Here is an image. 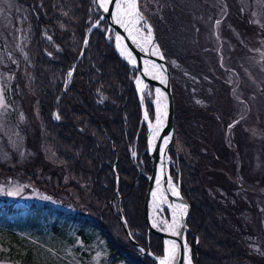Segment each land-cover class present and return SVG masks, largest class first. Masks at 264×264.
Masks as SVG:
<instances>
[{"label":"trees","instance_id":"1","mask_svg":"<svg viewBox=\"0 0 264 264\" xmlns=\"http://www.w3.org/2000/svg\"><path fill=\"white\" fill-rule=\"evenodd\" d=\"M18 1L17 6L29 8L31 15L29 24H22L20 29L24 36L21 45L35 56L31 70L35 82L30 90L34 94V105L38 104V114H31L37 122V130L31 133L23 126L21 113L26 114L28 109L26 102H20L15 95L14 84H11V98L16 112L11 111V123L8 124H18L22 141L26 142V147L23 145L26 156L34 160L33 163L45 177L40 180L35 168L18 176L35 182L54 195L63 189H74L76 194L71 195L69 201L73 202V206L77 205L72 212L48 204H31L18 208V211L55 212L57 218L97 228L117 263L157 264L149 257H145L144 262L140 259L139 249L125 231L128 229L134 240L152 253L153 243L158 250L163 242L155 235L148 240L144 220V202L152 165L147 152L148 128L142 120V107L135 86L138 72L116 53L114 35L110 41L107 40L109 25L100 21L101 15L94 0ZM145 2L148 1L140 0V6ZM97 22L98 27L92 29ZM46 34L53 39L47 41ZM1 41L2 50L12 58L13 54L5 47L6 41L0 36ZM73 43H78L77 59L71 50ZM20 49L17 46L15 52L21 54ZM69 71L73 75L68 84L64 77ZM12 73L20 75V66L15 62ZM171 73L173 78L175 73L173 70ZM54 74L60 77L55 83L49 80ZM173 88L175 136L185 140L190 150L186 155L188 160L183 156L180 159L179 171L174 165L170 172L176 183L180 182L191 207L187 241L193 250L195 264H264V260H254L247 255V252L252 255L255 249L245 239L248 233L242 226L244 224L249 229L250 223L238 216L237 210L241 207H233L230 201L226 203L224 195L216 193L214 185L206 181L205 171L200 169L203 166L199 162L203 161V156L198 153L195 135L203 130L198 131L192 123L196 125L200 119L206 122V111L196 103L192 105L191 99L188 103L184 102L183 108V100L174 85ZM153 91L150 87L152 95L144 102L151 118L155 117ZM56 114H59V120L55 119ZM189 122L190 125H187ZM131 147L140 151L141 164L136 165L132 160ZM172 148L171 160L175 156ZM47 153L58 163L57 167ZM193 159L199 162L196 160L194 163ZM208 188H212L215 195ZM4 210L0 208V213ZM248 232L250 234L251 230ZM257 239L264 244L263 237ZM0 242V263L46 264L41 261V256L19 241L16 245L5 239ZM159 255L156 252V256Z\"/></svg>","mask_w":264,"mask_h":264},{"label":"rangeland","instance_id":"2","mask_svg":"<svg viewBox=\"0 0 264 264\" xmlns=\"http://www.w3.org/2000/svg\"><path fill=\"white\" fill-rule=\"evenodd\" d=\"M147 1L140 6L141 11L154 28L160 53L175 73L172 83L183 100V108L184 102L191 99L192 105L196 103L206 111V122L200 119L196 125L192 123L198 131L203 130L195 135L203 161L199 162L198 158L193 161L202 164L200 169L205 171L206 181L214 185L218 195H224L226 203L230 201L233 207H241L237 210L238 216L250 223L249 229L242 226L248 233L245 239L255 249L252 255L249 252L247 255L254 260H264V244L257 239L264 238V0ZM30 18V9L18 7L16 0H0V36L7 43V52L10 50L13 54L12 58L6 56L1 41L0 90H3L8 108L0 109V208H5L4 213H0V240L15 242L13 245L21 242L41 256V261L46 264H124L113 260L108 243L97 228L57 218L55 212L18 211L31 204H48L70 212L77 206L69 201L71 195L76 194L74 189H63L54 195L18 176L35 168L40 180L45 177L34 160L26 156L23 148L26 142L22 141L18 124L16 127L8 124L11 123V111L16 112L11 98V84H14L15 95L20 102H26L28 109L26 114L21 113L23 126L31 133L37 130V122L31 114H38V104L34 105V94L30 90L35 82L31 74L35 56L21 45L24 36L20 27L28 25ZM217 20L221 21L218 28ZM30 29L32 31V24ZM113 35L112 30L106 31L108 41ZM28 37L31 46V34ZM49 37L51 35H45L47 41L53 39ZM76 45L78 43L71 45L75 59L79 49ZM17 46L22 49L21 54L15 52ZM12 61L20 66L19 76L12 73ZM67 74L64 78L68 80ZM59 78L54 74L49 80L55 83ZM151 95L148 85L143 106ZM154 108L155 117L150 118L157 124ZM192 136L194 138V133ZM185 142L176 135L171 147L175 156L170 166L175 165L178 171L182 156L188 160L189 147ZM129 151L138 165L142 158L140 151L136 147ZM48 153V158L57 167L58 163ZM208 190L215 195L212 188ZM115 211L118 213V207ZM162 217L171 222V211L166 206L158 211L154 221ZM115 225L118 224L115 222ZM250 230L253 235L249 234ZM155 245L153 243L151 247L153 256L164 257V240L158 250ZM156 252L161 255L157 257ZM191 257L195 264L192 249Z\"/></svg>","mask_w":264,"mask_h":264},{"label":"snow or ice","instance_id":"3","mask_svg":"<svg viewBox=\"0 0 264 264\" xmlns=\"http://www.w3.org/2000/svg\"><path fill=\"white\" fill-rule=\"evenodd\" d=\"M94 3H98V6L103 10L104 13L109 12V6L113 4V0H94ZM115 11L112 13L113 22L119 27L123 28L127 33V36H121L119 33L115 35L116 47L121 50V55H124V52L127 51V56L129 57V63L135 64L136 58L133 57L132 51L128 50L127 45L121 44L124 40H131L132 44L135 45L141 52L146 55H151L158 57L159 59H164L163 55L160 53L158 44L155 42L154 32L152 26L148 23L146 17L140 8V0H115L114 2ZM221 21H216L217 28L219 27ZM93 27H98L97 24H94ZM51 39V37H49ZM88 41L85 40L84 44L87 45ZM159 68L163 71V65H157L154 60H145L143 61V67L141 70L142 76H152V70ZM73 75L72 71H69L67 76L68 80H71ZM154 78V77H153ZM161 82H164L161 80ZM138 85V91L141 92V100L144 99V89L148 85L143 84L141 79L136 81ZM156 105H157V125L161 123V114H160V98L164 96V93L160 89H156ZM150 94V93H149ZM8 104L5 103L3 90H0V109H7ZM55 119L59 120V114L55 115ZM145 121H148V113L145 112L144 115ZM238 123V121H237ZM229 127H232L231 125ZM149 128H152L151 123H149ZM159 127L153 131V135L149 138V149L153 148L152 141L156 138V133H158ZM170 138L166 137L164 139V144L167 145ZM159 154L161 157L166 156V152L163 147L159 149ZM136 154L133 153V156ZM161 175H163V164L161 165ZM157 187L161 186L160 178H154ZM164 184L165 193H170L176 199H181L180 193L178 191L177 184L172 180L171 176H168ZM11 194V193H9ZM153 198L157 197V192L153 191L151 193ZM165 201V197H161L160 203ZM169 208L171 209V222L167 218H161L159 221L154 222L153 226L160 228L163 231L168 232L171 236L177 237L179 240L184 241L182 244L178 243L177 240H165L164 249H163V259H159V264H192L191 260V249L186 242L184 237V232L181 229L185 228V215L188 211V205L184 203H170ZM182 249V255L180 250ZM143 251V250H141ZM179 255V260H178Z\"/></svg>","mask_w":264,"mask_h":264},{"label":"water","instance_id":"4","mask_svg":"<svg viewBox=\"0 0 264 264\" xmlns=\"http://www.w3.org/2000/svg\"><path fill=\"white\" fill-rule=\"evenodd\" d=\"M114 2L115 0H113V4L109 6V12L108 13H104L103 10L98 6V3H96V6L98 8L99 13L101 14V20H105L110 28L114 31V34L116 35L117 33H119L121 36H127V33L124 31L123 28L119 27L118 25H116L113 20H112V13L115 11V7H114ZM148 21V20H147ZM148 23L151 25V23L148 21ZM152 26V25H151ZM153 28V26H152ZM153 32H154V37H155V42L157 44V37H156V33L154 31L153 28ZM122 46L123 45H127L128 50L132 51L133 57L136 58V63L135 64H131L129 63V57L126 55H121L120 50L116 47V41H114V48L116 53L118 54V56L121 58L122 61H124L129 67L135 69L139 76L141 75V70L143 67V61L145 60H154L156 62L157 65H163V71L161 75L158 74H154L152 76H142L148 83V85H150L153 89H154V93L156 95L155 90L156 89H160L161 92L164 93L163 98V102L165 105V109L163 112V123H162V129L161 132L156 140L155 143V148L154 151L149 149V137H150V129L149 132L147 134V138H148V147H147V152L149 155V160L151 162L152 165V174L148 177V181H149V187L146 193V197H145V202H144V220H145V224L147 226L148 229V235H155L157 237L162 238L164 241L165 240H177L178 243H183L184 241L179 240L177 237H173L167 233H165L164 231L157 229L156 227L153 226L152 224V220H151V193L153 190V186H154V182L155 179L157 178L158 175L160 174V180L161 183L163 184L164 188L166 187V185L164 184L165 179L168 176H171L170 174V149L172 147V144L174 142V138H175V115H176V106H175V98H174V92H173V85H172V74H171V70H170V66L166 60V58L164 57V59H159L158 57H154L151 55H146L145 53L141 52L135 45L132 44L131 40H124L121 42ZM127 54V51H125ZM154 77V78H153ZM161 80H163L164 82H161ZM139 94V91H138ZM166 137H169L170 139L168 140L167 145L164 144V139ZM163 147L165 152H166V156L161 157V155L159 154V149ZM163 164V175H161V165ZM172 178V177H171ZM172 180L176 183V181L172 178ZM178 186V191L180 193V197L181 199H176L175 197H173L170 193V195L175 198L179 203H184L186 205H188V211L185 215V225L186 227L181 229V231L184 232V237L187 241V233H188V221L191 215V207L190 204L188 202V200L186 199V197L184 196L183 192H182V187L180 182L176 183ZM121 221L124 222V219L121 218ZM129 239L131 240V242L134 244V246L136 248L139 249L140 251V257L143 258V256L147 255L152 257L154 260H157L159 258H156L153 256V254L148 251L145 250L142 246H140L132 237L131 233L128 231V229L125 230ZM143 250V251H141ZM182 255V249L180 250V254ZM179 255H178V260H179ZM164 257L160 258L163 259ZM159 264V262H158Z\"/></svg>","mask_w":264,"mask_h":264},{"label":"bare ground","instance_id":"5","mask_svg":"<svg viewBox=\"0 0 264 264\" xmlns=\"http://www.w3.org/2000/svg\"><path fill=\"white\" fill-rule=\"evenodd\" d=\"M119 50L121 52L122 49H119ZM126 55H127L126 52H124V56H126ZM152 72L154 74H158V75H161L162 74V72H161V70L159 68L152 70ZM139 79H141L143 81V84L148 85L147 81L142 76H140ZM137 88H138V85H137ZM145 90H146V88L144 89V91ZM156 99H157V96H156ZM155 107H156V111H157L156 102H155ZM159 108H160V114H161V123H160V125H157L156 123L152 124V128L150 129V137H151L153 135V131L157 127H159V131H158V133H156V138L152 141V143H153V148L151 149L152 151H154L156 140H157V138H158V136H159V134L161 132V129H162L163 112H164V109H165V105H164V102H163V98L162 97L160 98V106H159ZM157 178H160V174L158 175ZM153 191H156L157 192V197L156 198H153L152 195H151V202H152V204H151V220H152V224H154V222H155L154 221V217L158 215V211L161 210L162 207L166 206V207L169 208V204L170 203L179 204V202L175 198H173L169 193H165L164 192V186H163L162 183H161V186L160 187H157L156 183L154 182V186H153L152 192ZM161 197H165V201L163 203H160L159 202L160 199H161ZM170 211H171V209H170ZM157 229H159V228H157ZM164 232L167 233V234H169L166 231H164ZM145 257H149V258L152 259V257L147 256V255L143 256V258L140 257V259L144 262L145 261ZM159 259H158V262H159ZM191 260H192V257H191ZM143 264H145V263H143ZM192 264H193V262H192Z\"/></svg>","mask_w":264,"mask_h":264}]
</instances>
